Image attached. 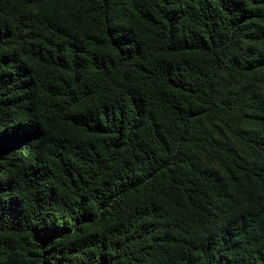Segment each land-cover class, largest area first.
Instances as JSON below:
<instances>
[{"label": "trees", "instance_id": "obj_1", "mask_svg": "<svg viewBox=\"0 0 264 264\" xmlns=\"http://www.w3.org/2000/svg\"><path fill=\"white\" fill-rule=\"evenodd\" d=\"M0 264H264V0H0Z\"/></svg>", "mask_w": 264, "mask_h": 264}]
</instances>
